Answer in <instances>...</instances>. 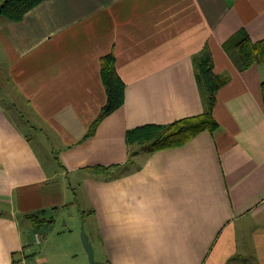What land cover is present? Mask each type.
Segmentation results:
<instances>
[{
    "label": "crops",
    "instance_id": "obj_1",
    "mask_svg": "<svg viewBox=\"0 0 264 264\" xmlns=\"http://www.w3.org/2000/svg\"><path fill=\"white\" fill-rule=\"evenodd\" d=\"M242 30L264 40V0H43L0 17V264L29 257L23 215L53 223L79 198L99 264H264V66L241 71L224 49ZM203 49L228 77L217 129L151 154L128 146L129 130L203 112ZM106 55L124 103L83 140L107 100Z\"/></svg>",
    "mask_w": 264,
    "mask_h": 264
},
{
    "label": "trees",
    "instance_id": "obj_2",
    "mask_svg": "<svg viewBox=\"0 0 264 264\" xmlns=\"http://www.w3.org/2000/svg\"><path fill=\"white\" fill-rule=\"evenodd\" d=\"M43 0H0L2 10L0 17L9 22H19L24 15ZM224 49L235 58L239 70L243 71L253 65L264 66V40L253 41L244 31L237 32ZM101 76L107 100L99 116L88 129L83 140L93 136L98 124L117 111L124 103L125 84L119 78L115 59L106 55L100 59ZM195 78L202 94L203 112L195 117L182 119L168 125H146L127 131L126 143L131 147H140L147 154L179 148L186 145L198 134L214 132L218 123L213 117V107L217 91L228 81L226 75H217L212 70L211 54L207 49L193 57ZM264 108V82L261 85ZM102 171L106 168H100ZM23 217L36 226L47 223L45 211L25 214ZM51 222V221H50Z\"/></svg>",
    "mask_w": 264,
    "mask_h": 264
},
{
    "label": "rangeland",
    "instance_id": "obj_3",
    "mask_svg": "<svg viewBox=\"0 0 264 264\" xmlns=\"http://www.w3.org/2000/svg\"><path fill=\"white\" fill-rule=\"evenodd\" d=\"M5 89L9 91L8 86ZM13 95L16 96L18 102L23 103L16 92L13 91ZM26 132L30 135L37 150H40L41 147L37 145L38 133L30 130ZM46 143L49 144L47 141ZM40 154L44 158L45 154L42 149ZM54 154L56 156L57 151ZM86 210L84 200L79 198V205H69L64 211L54 214L53 223H45L42 226L30 224L26 235L32 240L34 231H37L42 240L39 244H36L35 238L32 240L30 247L27 248L28 260L35 264H90L85 248V243H89L96 254L95 262L99 264L101 260L100 245L95 242L93 220L84 216ZM22 229L25 230V227L23 226Z\"/></svg>",
    "mask_w": 264,
    "mask_h": 264
},
{
    "label": "built area",
    "instance_id": "obj_4",
    "mask_svg": "<svg viewBox=\"0 0 264 264\" xmlns=\"http://www.w3.org/2000/svg\"><path fill=\"white\" fill-rule=\"evenodd\" d=\"M42 240V237L39 236L37 233L35 234V242L36 244H39ZM11 264H35L34 262L28 260V258L24 255H20L17 258H14Z\"/></svg>",
    "mask_w": 264,
    "mask_h": 264
},
{
    "label": "water",
    "instance_id": "obj_5",
    "mask_svg": "<svg viewBox=\"0 0 264 264\" xmlns=\"http://www.w3.org/2000/svg\"><path fill=\"white\" fill-rule=\"evenodd\" d=\"M1 10H2V7L0 6V12ZM85 248H86V251L89 257L90 264H96L92 246L89 243H85Z\"/></svg>",
    "mask_w": 264,
    "mask_h": 264
}]
</instances>
